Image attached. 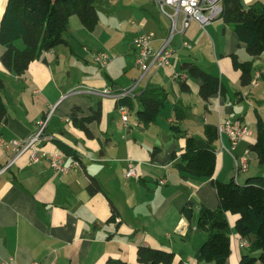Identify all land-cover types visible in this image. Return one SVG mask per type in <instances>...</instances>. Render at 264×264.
Listing matches in <instances>:
<instances>
[{
	"label": "crops",
	"instance_id": "0c3cea01",
	"mask_svg": "<svg viewBox=\"0 0 264 264\" xmlns=\"http://www.w3.org/2000/svg\"><path fill=\"white\" fill-rule=\"evenodd\" d=\"M256 1L264 2L241 0L245 8ZM157 2L94 0L96 8L103 7L101 15L97 8L94 28L88 29L71 16L73 29L70 36L64 35L67 42L33 61L22 75L3 65L6 47L0 43V77L7 79L2 95L8 108L6 120L0 122V139H26L39 129L40 121L47 120L40 147L48 153L31 162L30 152L14 158L12 150L0 142V262L13 258L18 264H148L139 261L137 250L149 246L174 252V264L197 263L196 251L207 237L206 231L196 227L199 208L215 209L219 199L212 178L178 168L185 136L205 139L206 125L217 126L226 119L240 118L247 125L258 115L264 120V52L257 57L248 54L234 23L223 16L205 28L192 21L182 33L181 15L170 44V64L161 68L152 64L144 74L136 63L134 38L153 32L157 51L172 28L170 17ZM7 3L0 0V22ZM79 40L84 43L82 50L76 46ZM185 40L192 48L183 46ZM104 48L114 57L107 65L94 59ZM233 54L240 61H253L248 86L241 84ZM185 62L219 77L222 91L204 100L199 91L201 80L181 69ZM181 81L188 83L189 91L181 89ZM132 87L128 120L124 121L115 94ZM149 87L165 89L168 100L154 122L143 124L137 119L139 95ZM105 89L111 93L104 94ZM176 109L183 119L177 120ZM99 111V119L82 122ZM174 125L182 132L176 133L171 128ZM255 140L253 135L245 137L230 149V138L224 134L223 143L229 150L220 139L215 141L216 178L236 177L244 183L253 176L245 173L251 165L260 164L250 150ZM54 154L60 155L67 172L51 166ZM245 157L248 169L237 173L235 158ZM130 162L135 163L138 177L126 176ZM92 177L101 186L95 194L87 188ZM188 203L195 206L191 221L182 214ZM229 214L228 261L238 264L242 252L236 250L238 257L233 262L232 244L235 239V245L244 248L243 238Z\"/></svg>",
	"mask_w": 264,
	"mask_h": 264
},
{
	"label": "trees",
	"instance_id": "16d2710c",
	"mask_svg": "<svg viewBox=\"0 0 264 264\" xmlns=\"http://www.w3.org/2000/svg\"><path fill=\"white\" fill-rule=\"evenodd\" d=\"M223 18L234 23L235 31L241 42L245 43L248 54L257 57L264 52V2L256 1L247 8L241 0H224ZM78 15L88 29H93L98 22V11L94 0H8L0 22V43L6 47L1 57L3 65L17 75H22L30 64L44 57V54L65 44V32L70 18ZM24 46L20 48L19 43ZM233 65L240 70L243 86H248L253 79V61H240L232 55ZM181 69L191 78L200 79V95L204 100L222 91L219 77L207 72L193 62H185ZM0 78V87H3ZM181 89L190 90L186 81H181ZM168 100V92L163 88L149 87L139 95L140 108L137 119L143 124L154 122ZM129 96L118 100L120 105H128ZM131 108V106H130ZM8 108L0 92V122L7 118ZM177 120L184 115L176 109ZM73 118L78 121L76 113ZM101 117V111L83 118L82 122H92ZM84 127L83 124H81ZM176 133L182 132L178 125L171 127ZM206 138L186 135V144L181 160L177 163L181 171L196 177L212 178L217 190L219 205L213 209L202 205L199 208L196 227L207 232L206 239L196 251V264H229L231 254V227L228 213L237 215L236 233L249 241V253L245 252L239 264H264V176H249L244 183L236 177L227 181L216 178L217 153L212 144L219 139L217 126H205ZM256 140L251 146L260 164H264V120L258 115ZM88 191L95 194L101 190L96 178L92 177ZM182 214L188 219L195 217V206L188 203ZM112 216L111 219H113ZM138 259L148 264H174L176 254L149 246L138 247ZM182 264V263H180Z\"/></svg>",
	"mask_w": 264,
	"mask_h": 264
},
{
	"label": "built area",
	"instance_id": "2783aa9c",
	"mask_svg": "<svg viewBox=\"0 0 264 264\" xmlns=\"http://www.w3.org/2000/svg\"><path fill=\"white\" fill-rule=\"evenodd\" d=\"M224 0H158V6L160 10L170 17L172 21V28L170 36L166 38L162 47L155 51L153 48V32H143L137 35L133 44L137 50L136 63L141 71L146 74L151 68L152 64H156L158 67H166L170 64V58L173 54L172 47H170L172 38L179 27V20L181 15H183V21L181 26V31L184 33L189 27L192 21H196L202 28H205L209 24L213 23L215 20L219 19L223 15ZM183 46L187 48H192V45L188 41H183ZM94 59L96 62L107 65L112 57L105 52H97L94 54ZM255 83H257L255 81ZM133 88H124L115 95L117 99H121L126 96H130L133 92ZM104 94L108 95L111 93L108 89L103 91ZM119 110L122 113L124 121L128 120V107L127 105H120ZM47 120L40 121L39 129L27 137L26 139H13L11 142H6L0 139V142L4 145L5 149L12 150L14 158L22 155L25 152H30L31 162H37L42 157H47V151L41 149L40 144L45 136V127ZM219 139L223 143V135L229 136L231 141V148L234 149L239 142L245 137L252 136L254 132L249 125L245 124L240 118L226 119L225 121H220L217 125ZM46 137V136H45ZM223 146L227 148L224 143ZM249 153V150H247ZM13 158V159H14ZM51 166L60 170L63 173L67 172L69 168L63 164V161L58 154L50 156ZM235 167L237 173L245 172L248 169L247 158H242L241 160L235 158ZM127 177H138V172L136 165L130 162L126 171ZM242 247H248L249 241L246 239L241 240ZM0 264H18L13 258L1 261ZM30 264H38L32 262Z\"/></svg>",
	"mask_w": 264,
	"mask_h": 264
},
{
	"label": "rangeland",
	"instance_id": "374dc122",
	"mask_svg": "<svg viewBox=\"0 0 264 264\" xmlns=\"http://www.w3.org/2000/svg\"><path fill=\"white\" fill-rule=\"evenodd\" d=\"M98 11H99V13H100V15L102 14V10H101V8H103L102 7V5H98ZM73 16H75L76 17V19H77V21H78V23H81L80 22V18L78 17V15H73ZM72 27V29H73V26H71ZM71 27H70V25H69V27H68V29L66 30V32H65V36L67 35V36H70V32H71ZM171 31V30H170ZM169 35H170V33H169ZM78 44H76V46H77V49H83L84 48V43H82L80 40L77 42ZM20 45L23 47L24 46V44H23V42H21L20 43ZM19 45V46H20ZM83 52V51H82ZM100 52H105V53H107V54H109L111 57H112V59L114 58L113 57V55L111 54V51L109 50V49H107V48H104V50H101ZM99 65V64H98ZM2 73L0 72V75H1ZM2 76V75H1ZM2 80H3V84H6L7 83V79L5 78V77H0ZM3 88H4V85H3V87H0V92L1 93H3ZM246 121H250L251 122V120H246ZM250 128L252 129V131L254 132V134H253V137H256V130H257V118L256 119H254V121H253V123H250ZM7 142V141H6ZM11 142V141H10ZM9 143V142H8ZM254 163V162H253ZM255 165V166H254ZM254 165H251L250 167H249V172L248 173H245V174H254V175H262V176H264V166H262V165H260V164H254ZM237 171V170H236ZM230 216H232V217H234V221H232V223H233V227L235 226V220H236V215L235 214H229ZM230 223V222H229ZM235 247H238V248H235ZM237 249H239V251L240 252H242L241 254H243V253H249V251H248V249H244V248H241L240 246H236L235 245V239H233V244H232V251H233V255H232V257H231V259H232V261L234 262L235 261V259H237V254H236V250ZM237 252H238V250H237ZM239 262V261H238ZM239 264V263H238ZM258 264H261V262L260 261H258Z\"/></svg>",
	"mask_w": 264,
	"mask_h": 264
}]
</instances>
